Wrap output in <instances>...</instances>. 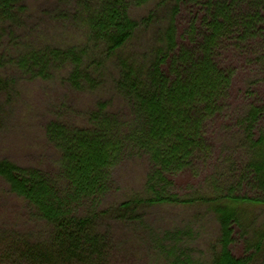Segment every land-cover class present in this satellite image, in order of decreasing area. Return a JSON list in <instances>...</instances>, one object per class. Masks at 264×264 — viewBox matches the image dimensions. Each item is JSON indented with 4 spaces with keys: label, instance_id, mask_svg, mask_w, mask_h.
I'll list each match as a JSON object with an SVG mask.
<instances>
[{
    "label": "trees",
    "instance_id": "1",
    "mask_svg": "<svg viewBox=\"0 0 264 264\" xmlns=\"http://www.w3.org/2000/svg\"><path fill=\"white\" fill-rule=\"evenodd\" d=\"M62 1L70 11L55 17L81 32L83 45L27 43L26 0H0V100L18 77L50 81L64 70L77 90L93 52L116 55L154 16L132 18L151 0ZM167 2L169 24L149 64L124 65L116 82L120 111L102 101L87 111L83 126L46 123L52 169L48 162L22 167L0 160V178L45 227L40 237L2 233L0 264H134L98 230L114 174L134 158L143 161V197L114 212L203 204L216 216L218 233L205 262L178 240L184 235L178 229L164 233L159 262L254 264L264 251V227L250 242L241 224L247 209H264V0Z\"/></svg>",
    "mask_w": 264,
    "mask_h": 264
},
{
    "label": "rangeland",
    "instance_id": "2",
    "mask_svg": "<svg viewBox=\"0 0 264 264\" xmlns=\"http://www.w3.org/2000/svg\"><path fill=\"white\" fill-rule=\"evenodd\" d=\"M53 1H58V5H53L50 0H26L27 12L21 24L26 42L62 48L83 45L82 33L55 17L56 12L68 13L70 6L62 0ZM172 8L173 4H164L163 0H151L132 10L135 20L153 13L149 26H141L116 55L104 58L102 53L93 52L83 65L87 78L80 81L77 90L68 85V71L65 70L50 81H28L18 77L15 88L0 100V160L22 167L49 163L53 153L45 149L46 123L59 121L70 127L83 126L87 111L102 101L108 103L112 112L120 111L124 104L115 85L123 66L140 70L149 64L169 24ZM91 60L99 65H90ZM54 166L49 163L47 168ZM143 167V161L134 158L117 168L115 187L104 204L106 213L99 221L98 230L111 235L117 249L132 257L134 264H164L158 259L162 238L165 232L178 229L184 233L178 240L195 249L205 262L208 246L218 233L216 216L208 205H139L133 215L113 211L122 202L143 197ZM28 215L24 202L0 178V235L15 231L42 236L45 227ZM241 224L245 236L253 241L256 232L264 227V209H247L241 215ZM254 264H264V251L256 257Z\"/></svg>",
    "mask_w": 264,
    "mask_h": 264
}]
</instances>
